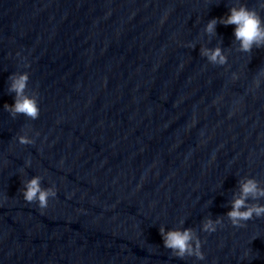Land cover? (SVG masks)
I'll return each instance as SVG.
<instances>
[{"label":"water","instance_id":"1","mask_svg":"<svg viewBox=\"0 0 264 264\" xmlns=\"http://www.w3.org/2000/svg\"><path fill=\"white\" fill-rule=\"evenodd\" d=\"M238 2L0 0V264H264V216H225L244 178L264 186V45L204 30ZM217 45L225 64L201 54ZM19 72L35 119L4 106ZM33 175L57 189L43 209L22 196ZM161 225L191 227L203 258Z\"/></svg>","mask_w":264,"mask_h":264},{"label":"clouds","instance_id":"2","mask_svg":"<svg viewBox=\"0 0 264 264\" xmlns=\"http://www.w3.org/2000/svg\"><path fill=\"white\" fill-rule=\"evenodd\" d=\"M258 7L264 8V0H258ZM223 24H233V35L239 41V49L248 52L255 45L260 47L264 45V17L261 16L257 7H249L247 3L240 0V2L229 6L226 14L219 17H211L204 25V30L209 33L215 32V25L217 22ZM201 54L207 60L214 64H225L227 56L224 50L219 46L212 48H203ZM264 75V69L260 71ZM233 77L236 73L232 74ZM8 90L13 92V102L11 104L5 103V108L9 110L10 115L22 113L35 119L39 114V104L37 94L26 92L27 81L29 79L28 72L10 73L9 74ZM256 84L259 80L255 81ZM20 143H32V138L20 135L17 137ZM26 163L30 161L26 160ZM41 177L33 175L29 179L23 181V188L21 189L22 196L26 201H36L38 206L43 209L48 204V198L55 196L57 189L54 184L47 187L40 183ZM264 196V186H261L259 181L252 176L244 178L240 182V193L234 196L231 201V207L225 213L231 224L242 225L244 221L253 216H264V203L253 202L249 203L247 197ZM222 217L211 216L205 217L201 223V231H214L216 226L221 223ZM163 244L166 248L171 249L172 254L179 257L185 255H194L202 259L204 253L201 251V241L199 236L191 227H160ZM244 255H248L245 250Z\"/></svg>","mask_w":264,"mask_h":264}]
</instances>
